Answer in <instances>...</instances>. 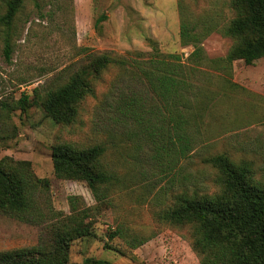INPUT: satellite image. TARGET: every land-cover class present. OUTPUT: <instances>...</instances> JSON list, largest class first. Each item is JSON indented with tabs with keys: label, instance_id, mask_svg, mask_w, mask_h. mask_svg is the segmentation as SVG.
<instances>
[{
	"label": "rangeland",
	"instance_id": "obj_1",
	"mask_svg": "<svg viewBox=\"0 0 264 264\" xmlns=\"http://www.w3.org/2000/svg\"><path fill=\"white\" fill-rule=\"evenodd\" d=\"M6 3L0 0V16ZM183 16L197 31L208 23L200 43L206 56H227L233 39L219 30L235 17L231 0H24L12 25L10 60L0 28V163L6 157L31 162L39 177L50 179L55 211L64 218L74 208L87 213L91 233L71 243L72 262L95 257L110 264H201L193 227L166 223L159 214L182 191L219 190L211 156L247 161L264 180V57L253 64L236 60L228 75L214 64L196 66L194 47L181 40ZM154 46L164 55L180 56L186 67L200 69L195 83L209 103L193 150L173 166L151 159L150 147L136 149L140 128L133 120L125 127L113 122L118 117L110 110L97 109L121 72L116 65L90 78L94 94L79 104L77 120L70 125L55 122L32 102L65 85L92 56L143 59ZM127 82L130 96L145 89L137 77ZM26 95L30 99L23 111L19 100ZM64 142L80 148L105 144L104 162L121 177V187L98 202L85 181L58 178L53 146ZM56 221L35 224L0 213V252L48 244Z\"/></svg>",
	"mask_w": 264,
	"mask_h": 264
},
{
	"label": "trees",
	"instance_id": "obj_2",
	"mask_svg": "<svg viewBox=\"0 0 264 264\" xmlns=\"http://www.w3.org/2000/svg\"><path fill=\"white\" fill-rule=\"evenodd\" d=\"M23 3L24 0H7L6 13L0 16V28L6 33L7 60L12 53V25ZM179 5L183 9V3ZM231 8L235 17L219 31L232 38L233 45L227 56L220 59L206 56L200 45L208 23L197 31L198 26L191 25L183 16L181 40L194 47L191 60L196 66L214 64L228 75L234 61L253 64L264 57V0H231ZM149 55L143 59L92 56L89 64L73 74L65 85L39 94L38 100L34 98L32 102L43 106L55 122L70 125L77 120L79 104L94 94L90 78L116 65L121 72L97 109L107 114L110 110L118 117H113V122L125 127L133 120L140 128L136 149L150 147L151 159L160 164L166 160L168 166H173L193 150L209 103L195 83L197 76H201L199 68L186 67L180 56L164 55L156 46ZM136 77L145 89L139 96H130L127 81ZM29 99L26 95L19 100L23 111ZM106 150L103 143L87 148L70 142L58 143L53 146L52 156L55 175L85 181L96 200L105 201L123 183L104 162ZM208 162L218 171L219 190L212 194L182 191L159 218L177 226L193 227V246L201 264H264V180L256 176L251 163H236L226 154L211 156ZM49 189L50 179L39 177L31 162L11 157L1 161L0 213L35 224L57 221L53 222L48 244L2 251L0 264H110L95 257L83 262L70 260L71 243L90 235L91 222L86 221L87 213H76L75 208L66 218L55 211ZM74 200L71 198L72 203Z\"/></svg>",
	"mask_w": 264,
	"mask_h": 264
}]
</instances>
